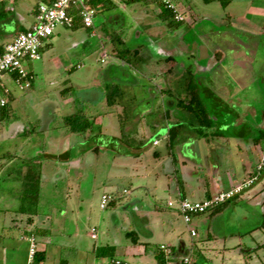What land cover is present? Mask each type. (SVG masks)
<instances>
[{"label":"rangeland","instance_id":"1","mask_svg":"<svg viewBox=\"0 0 264 264\" xmlns=\"http://www.w3.org/2000/svg\"><path fill=\"white\" fill-rule=\"evenodd\" d=\"M36 1L16 0V6L31 8ZM170 2L186 20L178 30L169 31L159 20L157 5L116 0L110 10L98 9L92 29L57 26L44 42L49 46L42 50V59L26 63L27 70L35 75L33 89H14L18 101L7 106L9 116L2 115L0 107V264H27L31 234L24 237L23 227L35 229L41 219L50 229L46 236L36 234L37 246L46 251V260L40 264H87L88 248L94 245L114 248L112 254L98 260L100 264H110L113 256L133 260L132 255L125 256L133 249L127 233L143 232L146 226L148 233L140 235L146 243L143 246L149 251L159 247V226L153 228V224L161 216L149 213L153 211L155 188L147 170L154 152L167 155L169 139L164 137L169 135L168 129L174 130L177 120L183 126L175 132L173 149L195 137V129L201 127L182 105L170 106L173 102L188 105L190 70L196 74L201 100L214 123L202 128L205 136L201 139L211 143L219 133L230 140V149H239L233 136L245 144L264 132V0ZM29 11L24 10L27 16ZM117 34L127 48L140 47L139 55L147 65L140 72L131 70V77L113 55L111 37ZM216 50L223 52L221 61L212 58L209 73L198 72L197 66L202 68L209 61L208 53ZM166 55L174 62L155 63ZM114 78L117 83L111 84ZM68 80L77 87L66 100L75 101L73 112L82 108L91 114L100 86L105 90L106 86L119 88L117 105L104 106L107 112L113 111L106 115L112 127L103 130L109 138L88 136L83 147L71 144L60 118L66 109L59 102ZM11 86L16 87L14 82ZM27 94L34 96L39 112L28 102ZM82 100L87 101L84 107ZM55 102L60 105V115L55 112ZM167 111L174 113H170L171 119ZM51 115L56 120L44 122ZM91 121L101 123L99 118ZM24 128V134L9 144L8 136ZM157 139L159 145L155 146ZM214 140L217 142L219 136ZM259 146L264 149V140ZM138 155L140 161H136ZM136 167L141 169L136 171ZM29 169L38 172L41 179H27ZM104 194L113 195L116 206L102 210ZM158 197L165 207V194L160 192ZM32 213L35 215L29 222ZM137 215L147 220L135 218ZM180 217L177 226L181 227L184 220ZM17 223L20 228L15 227ZM91 233L98 238L92 239ZM185 235L189 241V233ZM195 261L204 264L203 258Z\"/></svg>","mask_w":264,"mask_h":264},{"label":"crops","instance_id":"2","mask_svg":"<svg viewBox=\"0 0 264 264\" xmlns=\"http://www.w3.org/2000/svg\"><path fill=\"white\" fill-rule=\"evenodd\" d=\"M5 1L8 2L7 9L15 13V18L14 20L12 19L11 22L4 21L0 25V49H2L7 43L11 42L21 31L29 29L34 24L35 14L33 13V10L36 9L39 4H50L52 2V0H37L36 3H33L34 6H31V8L27 6V8L30 9L28 12L29 16H27L24 12V10L27 9L26 6L22 7V9L20 8L21 5H19V7L16 6V0L11 2H9L10 0ZM30 17H32L31 21H29ZM80 28H84L81 22L71 29L75 30ZM46 46L49 45L47 44ZM46 46H43L42 50ZM42 50L41 52H43ZM207 56L209 61L202 67L203 69L197 66L198 72L200 70H204L209 73V64L212 61V58H216L218 61L217 63H219V61L223 58V52L216 50L213 54L209 52ZM167 57L168 56L166 55L165 58ZM115 58L118 59L117 57ZM118 60L120 68L123 67V71L130 77L131 70L140 72L144 67H147L144 59L142 63L135 68L129 66L120 59ZM160 62L166 63V61L163 60L159 62L155 61V63ZM77 68H82V65H78ZM28 72L33 77L30 89L32 90L34 87L35 75L33 71L28 70ZM193 73L195 72L193 71ZM111 80H113L110 82L111 84L116 82V78ZM12 83L13 81L11 80V77L6 75L4 77V86L9 90V94H5L3 89L0 88V100L4 98L7 105L18 101L14 93V89H19L11 86ZM65 83L68 85L60 91L64 98L62 101H59L66 109V114H62L60 116L63 123L65 117L77 112H73L75 101L66 102L71 89L76 90L77 87L74 86L72 82L70 83L69 80ZM99 88V99L92 103V113L90 114L93 116L94 120L98 118L101 120L100 125H94V127L98 130L96 129V131H92L84 136L78 137L77 135L80 134H69L65 128L66 135H68L69 138H72L71 144H73L74 147L85 146L86 141H84V139L88 136H95L97 139L105 137L109 138L107 135L105 136L106 133L103 134V130H106L109 126L112 127V125H110V121L106 119V115L113 113V111L107 112V110L104 109L105 88H103V86H100ZM30 90L26 91L30 92ZM27 95L28 102L33 103L35 109H37L35 106L37 101L34 99V96L32 94ZM86 102V100H82V107L87 105ZM170 104L173 109L175 106H178L177 108H179V105H176L175 102ZM0 107H2L1 104ZM59 109V103L55 102V112L60 115ZM80 109L82 110V108ZM36 111L39 112V109ZM170 113L172 115L174 114L167 111L166 115H168L169 119H171ZM178 114L179 113L176 112L175 115L178 117ZM51 117L52 118L47 116L46 119H44V122L49 124L53 123L56 119H54L52 115ZM120 121L121 120L119 119V122ZM11 124L13 125L14 122ZM182 126L183 124L177 120L176 125L173 127L174 132L177 133V129H181ZM21 128L22 126L20 129ZM25 129L26 128L22 129V132L15 131L11 134V136H8V143H13L16 138L22 136ZM115 129L117 133V131H119L117 129V125L115 126ZM170 130L171 129H168V134L170 133ZM95 132L96 134L93 135ZM193 134L195 137H192L189 141L177 144L176 148L172 149V151L168 149L166 156L159 151L154 152L152 164L147 170L148 174L154 178V181L151 183V187L155 188L153 211H149V213H158L160 214L159 216H161L159 221H155L156 223L153 224V228L159 226L157 228L161 234L159 247L157 246L156 250L149 251L148 247L143 246L144 244L146 245V243L142 242L140 235L148 233V228L146 226L143 228V232L140 231V234L138 232L136 233L138 243L133 244V249L127 251L128 253H125V256H128L129 254L135 258L133 260H129L126 257L120 258L113 256L110 260V264H113L114 260H124L129 264H157V256L162 253L161 246H167L171 251H174L171 252V254L163 252V254L168 256L166 264H181L182 258L186 256L192 259L193 264H196V258H203L204 264H264V197L261 198L260 196L261 194H264V171L259 174L258 180L251 188L231 201H228L225 207L219 208L217 211L213 209L205 214L195 216L189 224H186L183 221L181 227L177 226V220L181 218V214L177 209V204L180 199L202 201L213 197L220 192L231 189L233 186L255 174L257 165L264 153V149H262L259 144L255 145L252 142V139L251 142L249 141L242 144V139L238 136H233V141L235 145L239 146V149H230V140L224 138L222 134H216L215 137L219 136V140H216L217 142H215L214 137L211 143L209 140L205 141L203 138H199L196 131H194ZM166 137H169V135L164 138ZM116 139L121 140L119 137H116ZM5 140L7 141V138H5ZM159 140L160 139L156 140L158 144L155 146L159 145ZM220 140L222 141L220 142ZM98 143L101 142L98 141ZM136 159V161H140L141 156L138 155ZM139 166L142 167V164H139ZM139 169L141 168H135L136 171ZM123 191L125 192L126 190ZM160 192L164 193L167 197L165 207L161 205L162 200L158 197V193ZM107 195L111 197L110 203L113 202V205L116 206L117 199H115V197L111 194ZM169 202H173L174 206L170 207L168 205ZM138 217L139 219L143 218V221L147 220L145 216H135V218ZM29 218L33 217L29 216ZM149 223L152 224L151 222ZM36 224L37 228L35 229L39 231L43 229V234L46 236L50 227L47 228L44 220L42 219L41 221H36ZM15 227L20 228L18 223ZM31 227L32 226L27 225L26 227H23V231L25 233L23 234L24 237H26L27 234L33 235V232L31 231H35V229H31ZM192 231L196 233L195 236L191 235ZM92 232L94 231L92 230ZM187 232L190 236L189 241L185 237ZM34 236L37 239V235ZM91 238L97 239L98 237L95 233H91ZM103 247H108L109 249L111 248L108 245L102 247L94 245L93 248H88L87 253L89 254L90 259H87V264H100L98 263V260L103 259L98 257V252H100ZM38 250L44 251L46 254L45 249H41L40 245ZM111 250H114V248L112 247Z\"/></svg>","mask_w":264,"mask_h":264},{"label":"built area","instance_id":"3","mask_svg":"<svg viewBox=\"0 0 264 264\" xmlns=\"http://www.w3.org/2000/svg\"><path fill=\"white\" fill-rule=\"evenodd\" d=\"M115 1V0H114ZM167 9L177 12L175 5L170 0H161ZM76 10L77 15L84 28L94 27L96 11L87 4V0H52L50 4L41 3L38 5L35 14L34 24L24 32L19 33L11 42L4 45L0 53V88L5 94H9V90L4 86V77L9 75L16 87L21 91H26L32 86V75L26 68V63L38 61L41 59V49L44 42L54 34L57 26L73 27L75 18L71 14V10ZM184 18L177 13L176 20L182 21ZM1 106L6 105V100H0ZM157 144V143H156ZM264 169V153L257 165L256 173L227 191L220 192L210 199L202 201H194L190 199H180L177 209L186 224H189L194 216L202 215L211 209L220 206L243 192L251 188L258 180L259 174ZM111 197L104 194L101 198L100 208L106 209L109 205ZM170 207L174 206L173 202H169ZM195 236L194 231L191 232ZM29 240V256L27 264H35V255L38 251L37 240L31 235ZM166 254H171V250L167 246H161ZM113 264H129L124 260H114ZM181 264H193L190 257H183Z\"/></svg>","mask_w":264,"mask_h":264},{"label":"trees","instance_id":"4","mask_svg":"<svg viewBox=\"0 0 264 264\" xmlns=\"http://www.w3.org/2000/svg\"><path fill=\"white\" fill-rule=\"evenodd\" d=\"M114 0H87V4L89 6H91L97 14V11L100 7H106V9L110 10L112 8H114ZM123 2L127 3V4H136V3H142L146 6H151V5H157L159 7L160 13L158 14V18L162 23H165L166 26L168 27L169 31H174V30H178L181 25L186 21L185 19H183L182 21H178L176 20V16H177V12H175L174 10L171 9H167L165 4L161 1V0H123ZM8 8V2L3 0L0 1V25L6 21V22H11V20L15 18V13L13 11H10L7 9ZM37 9V8H36ZM36 9H34L33 13L36 14ZM71 14L74 16L75 18V23L73 25L74 28L75 26H77L81 21L79 16L76 13V10L72 9L71 10ZM82 24V23H81ZM83 26V25H82ZM92 29V28H89ZM26 31V30H25ZM24 32V31H21ZM20 32V33H21ZM0 34H1V30H0ZM114 46V53L113 55L115 57H117L118 59H120L121 61L125 62L126 64H128L129 66L132 67H137L140 63H142L143 58L139 55V50L140 47L138 49L135 50H131L129 48H127L124 44L123 39L117 35H115L114 37H111ZM118 45V46H117ZM123 46L122 48H120V46ZM42 50V49H41ZM2 52V49H0V53ZM163 61H166V63H173L174 59L171 56H168L167 58L163 59ZM172 71V70H170ZM200 86L196 81V74L191 72H189V80H188V85H187V90L188 93L190 95V101L188 102V105L186 103H179L178 105L181 106L182 105V110L186 111L187 113L193 115V117L196 119V121H198L199 125L201 126L200 129H195L196 133L200 136V137H204L205 135L202 133V128L203 127H209V126H213V120L210 117V114L207 112V109L205 107V105L203 104V101L201 100V93H200ZM121 96V91L119 90V88L117 86H106V90H105V106L106 107H110L113 108L117 105V98ZM7 104L2 108V115H5L6 117L10 115V111H7ZM93 118L92 115L87 114V112L83 111V110H78L76 113L67 116L64 118V126L66 128V131L69 134H80V135H85L89 132L92 131H96V127H94V123L91 121V119ZM169 144H168V148L170 151H172V149L174 148L173 145V139L175 136V132L173 131H169ZM219 134V133H218ZM264 140V132L260 131L259 135L257 137H255L253 139L254 144H259L261 141ZM37 171V170H36ZM264 171V169L262 170ZM36 174H34L32 172L31 169H29L28 174H27V179H35L37 181H39V179H41L40 174H37L38 172H35ZM37 193V192H36ZM211 198V197H210ZM207 198V199H210ZM228 202L217 206L213 209H215V211H217L219 208L225 207L226 204ZM114 203L111 202L109 203V206L113 205ZM217 208V209H216ZM211 209V210H213ZM210 210V211H211ZM209 212V211H208ZM23 213V212H21ZM35 214H37V212H35ZM35 214H30L31 217H33L32 215ZM16 222V221H14ZM29 222H32V218H29ZM33 235L36 234H43L44 231H39V230H35L32 231ZM127 237L131 238L132 243L133 244H137L138 243V239H137V234L134 231L128 232L127 233ZM162 253L158 254L157 256V264H166V259L168 258V256H166L165 254H163V250H161ZM112 250L111 248L109 249L108 247H103L102 250H100L98 257H100L101 259H104L106 256H108L109 254H112ZM174 252V251H171ZM45 252L44 251H37L36 255H35V263L36 264H40L45 260Z\"/></svg>","mask_w":264,"mask_h":264}]
</instances>
